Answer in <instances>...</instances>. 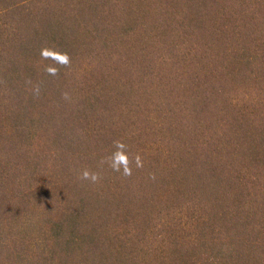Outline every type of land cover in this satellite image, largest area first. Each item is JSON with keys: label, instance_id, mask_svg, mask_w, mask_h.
I'll return each instance as SVG.
<instances>
[{"label": "trees", "instance_id": "obj_1", "mask_svg": "<svg viewBox=\"0 0 264 264\" xmlns=\"http://www.w3.org/2000/svg\"><path fill=\"white\" fill-rule=\"evenodd\" d=\"M0 264H264V0H0Z\"/></svg>", "mask_w": 264, "mask_h": 264}, {"label": "clouds", "instance_id": "obj_2", "mask_svg": "<svg viewBox=\"0 0 264 264\" xmlns=\"http://www.w3.org/2000/svg\"><path fill=\"white\" fill-rule=\"evenodd\" d=\"M41 57L42 59H52L57 65L63 67L71 64V57L67 52L52 51L48 48H43L41 50ZM45 71L52 76H56L59 73V67L46 66ZM34 92L37 95L39 94V86L34 88ZM64 96L68 98L67 93H64ZM99 163L101 167L107 164L112 171L120 173L125 177L132 175L133 165L136 168H142L144 166L141 155L139 153L133 155L123 140L113 141V150L106 157L102 158ZM150 178L155 179L154 174ZM79 179L97 184L102 181L103 176L99 170L84 168L79 173Z\"/></svg>", "mask_w": 264, "mask_h": 264}]
</instances>
